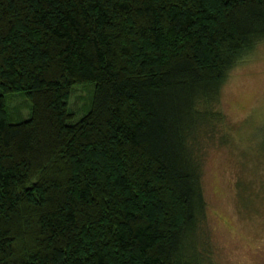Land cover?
<instances>
[{
    "label": "trees",
    "instance_id": "16d2710c",
    "mask_svg": "<svg viewBox=\"0 0 264 264\" xmlns=\"http://www.w3.org/2000/svg\"><path fill=\"white\" fill-rule=\"evenodd\" d=\"M262 41L264 0H0V264H211L203 162Z\"/></svg>",
    "mask_w": 264,
    "mask_h": 264
},
{
    "label": "rangeland",
    "instance_id": "374dc122",
    "mask_svg": "<svg viewBox=\"0 0 264 264\" xmlns=\"http://www.w3.org/2000/svg\"><path fill=\"white\" fill-rule=\"evenodd\" d=\"M92 91L91 82L74 85L69 109L80 112L88 107ZM22 95L5 94L11 122L29 114ZM221 108L230 126L229 141L207 147L202 167L210 262L264 264V180L256 181L257 176L264 178V161L260 165L257 155L264 140V41L228 72Z\"/></svg>",
    "mask_w": 264,
    "mask_h": 264
}]
</instances>
